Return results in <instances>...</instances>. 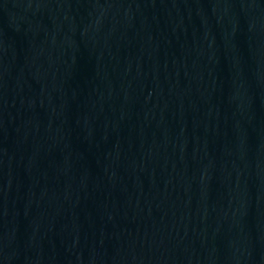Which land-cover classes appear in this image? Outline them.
<instances>
[{"label":"water","instance_id":"95a60500","mask_svg":"<svg viewBox=\"0 0 264 264\" xmlns=\"http://www.w3.org/2000/svg\"><path fill=\"white\" fill-rule=\"evenodd\" d=\"M0 264H264V0H0Z\"/></svg>","mask_w":264,"mask_h":264}]
</instances>
